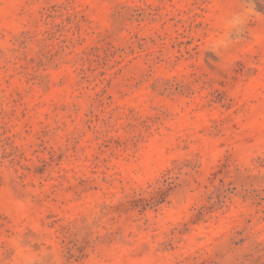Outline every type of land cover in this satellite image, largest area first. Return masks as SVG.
Returning <instances> with one entry per match:
<instances>
[{"label":"rangeland","instance_id":"1","mask_svg":"<svg viewBox=\"0 0 264 264\" xmlns=\"http://www.w3.org/2000/svg\"><path fill=\"white\" fill-rule=\"evenodd\" d=\"M0 264H264V0H0Z\"/></svg>","mask_w":264,"mask_h":264}]
</instances>
